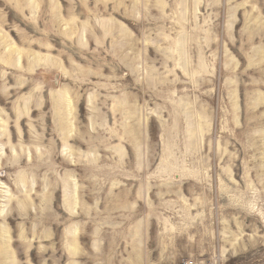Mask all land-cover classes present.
Returning a JSON list of instances; mask_svg holds the SVG:
<instances>
[{
    "label": "rangeland",
    "instance_id": "1",
    "mask_svg": "<svg viewBox=\"0 0 264 264\" xmlns=\"http://www.w3.org/2000/svg\"><path fill=\"white\" fill-rule=\"evenodd\" d=\"M0 264H264V0H0Z\"/></svg>",
    "mask_w": 264,
    "mask_h": 264
},
{
    "label": "bare ground",
    "instance_id": "2",
    "mask_svg": "<svg viewBox=\"0 0 264 264\" xmlns=\"http://www.w3.org/2000/svg\"><path fill=\"white\" fill-rule=\"evenodd\" d=\"M34 62H35V61H34ZM34 62H33V63H34ZM4 242L6 243V241H4ZM3 245H4V244H3ZM5 245H6V244H5Z\"/></svg>",
    "mask_w": 264,
    "mask_h": 264
}]
</instances>
